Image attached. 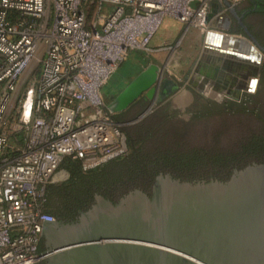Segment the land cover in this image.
<instances>
[{
  "label": "built area",
  "instance_id": "1",
  "mask_svg": "<svg viewBox=\"0 0 264 264\" xmlns=\"http://www.w3.org/2000/svg\"><path fill=\"white\" fill-rule=\"evenodd\" d=\"M194 1L0 0V264H34L64 158L91 171L128 153L103 88L132 52L154 51L167 18L204 31L208 4Z\"/></svg>",
  "mask_w": 264,
  "mask_h": 264
},
{
  "label": "water",
  "instance_id": "2",
  "mask_svg": "<svg viewBox=\"0 0 264 264\" xmlns=\"http://www.w3.org/2000/svg\"><path fill=\"white\" fill-rule=\"evenodd\" d=\"M224 3L231 7L228 0ZM208 41L209 51L214 46ZM215 46L232 58L227 62L234 67H259L249 55ZM164 72L149 64L114 95L108 109L122 111L142 92L150 95L155 85L161 99L178 91L179 81ZM196 75L219 89L217 74L196 69ZM219 77L235 79L224 73ZM49 223L56 222L44 220L34 264L42 259L44 264H264V162L235 169L226 181L192 183L161 175L150 193L135 189L117 202L98 195L78 221L56 223V231L45 232ZM42 238L47 252L40 250Z\"/></svg>",
  "mask_w": 264,
  "mask_h": 264
},
{
  "label": "flooded vegetation",
  "instance_id": "3",
  "mask_svg": "<svg viewBox=\"0 0 264 264\" xmlns=\"http://www.w3.org/2000/svg\"><path fill=\"white\" fill-rule=\"evenodd\" d=\"M249 20L248 28L256 42L251 40L260 52L259 56L261 55L260 59H254L255 62H259V67L246 68L243 73L236 71L232 75L235 79H231L227 86L219 89L212 87L210 81L198 82L200 77L198 79L197 76L194 81H188L187 87L189 90L197 89L199 92L192 93L191 102L184 106H178L179 100L184 101V96L178 95L182 93L180 82L178 91L164 99H161L160 88L157 85L150 95L148 91L142 92L138 98L115 115L117 121L125 124V131L128 130L129 134L133 135L131 136L133 141L144 140L141 152L132 156L134 149L129 147L125 159L109 164L100 171H93L91 176L82 179L75 186L67 189V186L63 185L65 181L60 183L59 185L64 186L59 190L62 194H55L49 202V209L54 212L56 223L61 225L78 221L81 214L95 204L98 195L114 202L135 189L150 193L153 184L161 175H171L173 178L192 183L213 179L223 181L233 175L235 169H238L233 168V163L231 165L225 160L226 162L222 161L219 165L218 162L214 163L211 158L207 157L205 152L218 151L219 148L229 146L226 143L230 140H227L226 136L230 138L233 135L232 123L235 118L240 119V116H224L221 122L226 126L220 128L216 124L211 130L209 129L210 122L215 123L220 119L218 116H211L210 122L208 119L205 120L206 118H193L194 115L198 117V113H204L206 110L212 111L226 102L235 101L248 106L247 113L241 114L244 125L248 128L250 125L258 126L260 132L264 131V13L252 15ZM249 71L254 74H250ZM240 78L243 79L240 80ZM204 83H210V85H204ZM214 88L225 92L224 94L227 93L228 100L219 102L209 98L208 96L215 93ZM111 100L112 97L107 103ZM203 121L206 123L201 126ZM173 133L179 134V143L174 145L172 154L167 156L168 158H162L161 155L156 154L154 145L149 140L155 137L161 139ZM192 133L197 136L192 138ZM219 133L225 137L223 141L216 144L217 140L212 137ZM261 152H263L261 158L264 159V150ZM159 157L161 158L158 159ZM56 223L47 224L45 232L56 231L57 227H60ZM48 249L47 241L45 242L42 238L40 250L47 252ZM42 260L38 264H44Z\"/></svg>",
  "mask_w": 264,
  "mask_h": 264
},
{
  "label": "crops",
  "instance_id": "4",
  "mask_svg": "<svg viewBox=\"0 0 264 264\" xmlns=\"http://www.w3.org/2000/svg\"><path fill=\"white\" fill-rule=\"evenodd\" d=\"M206 1L208 7L206 14V27L204 31L195 24L187 25L173 18H167L164 21L160 31L152 40L151 47L153 48L154 51L149 54H145L143 51L132 52L130 57L123 64H121V66L116 71V73L120 70H122L121 72L123 73L126 72L124 78L127 76L136 75L140 70H143L146 66L151 64V62L150 63L148 62L149 61L148 56L150 54L154 55V53L156 52H159L161 50H168V49L169 52H171L172 47H168L167 44L170 41H172V39H174L177 35H180V37H183L185 39L191 36L197 37L201 47V54H199L196 57L195 62H191L189 64V71L193 70V72L195 73L196 69H200L203 71L210 72L212 75L217 74L215 80L220 81V83H216L217 84L216 86L218 88H222V86H227L229 81L228 78H227L228 80L226 81L227 83L224 82V80H221L219 74L224 73L227 75H233L236 73V71L237 72L240 71V73L245 72L244 70L234 67L229 62H227L228 60L232 59L231 57L227 56V54H220L218 51L215 50L214 47H216L215 45H219L220 43L219 41H217L216 43L210 42L212 44V47L213 46L214 47L209 48L208 51L206 47V42L208 41L206 36L207 34L213 32L219 35L229 36L230 38L242 37L243 39H246L247 41L253 44L251 38L247 35V33L244 30V27L242 26L240 21L236 18V16L231 11V9L235 10V12L241 17L242 22L248 28L250 25L249 22L250 16L264 13V0H228L231 4L230 5L231 7L226 6L224 0H206ZM200 3H201L200 0H195L194 2H192V5L194 7H198ZM208 14L211 15L210 18L207 20ZM232 49L238 51L236 48H232ZM240 53L243 54L244 52H240ZM208 58L210 59L206 60ZM156 64L160 65V63H156ZM197 76L198 75H196V77ZM171 78L173 77L171 76ZM200 79H202V77H200ZM241 79L243 78H240V80ZM104 90L105 87L103 88V91Z\"/></svg>",
  "mask_w": 264,
  "mask_h": 264
},
{
  "label": "trees",
  "instance_id": "5",
  "mask_svg": "<svg viewBox=\"0 0 264 264\" xmlns=\"http://www.w3.org/2000/svg\"><path fill=\"white\" fill-rule=\"evenodd\" d=\"M247 111H248L247 105L244 106V104L240 102L230 101V102H226L220 105L218 108L212 111L206 110L204 113L195 112V113H198V117L194 115L193 119H196V118L205 119L206 118L205 120L208 119V122H210L211 116H218V118H220L221 121H222V117L225 118L224 116H227V115H231V116L239 115L240 116L241 120L238 118H235V120L232 123V125L234 124V127H233L234 131L235 130L239 131L238 135L236 134V136L233 139H230L228 136H226V139L230 140L228 143H226L229 146L219 148L218 151L213 150L211 152H205V154H207V157L211 158L214 161V163L218 162V164L221 165L222 164L221 162L226 160V161H229L231 165L233 163L234 169L235 168L243 169L247 165L252 164L253 162L254 163L264 162V159L261 158V156L263 155V152L261 151L264 150V131L260 132L258 129V126L253 127L250 125V128H248L244 125L245 122L242 120L241 114L247 113ZM248 113H251V112H248ZM226 119L228 120V118ZM225 126L226 124L223 122H220V124L218 125V127L220 128H223ZM126 134L128 137L129 147L131 149H134V151L132 152V156H134L137 152L140 153L141 145L143 143L142 141L144 140L142 139L139 141H133V138L131 137L133 135L129 134L128 130H126ZM147 137H149V135ZM223 137L225 136L219 133L216 136H213L212 139L215 138L217 140L216 144H219L221 141H223L222 140ZM149 141L152 142V144L154 145L153 148L154 150H156L157 152L156 154H159L161 155L162 158L166 159L168 158L167 156H170L172 154V149L174 145H177L179 143V134L173 133L171 134V136L165 135V137L161 139H157V137H155L153 140H149ZM125 157L126 155L120 158L114 159L112 161H109L103 166L97 169L91 170L92 172L85 171L79 161L66 157L63 159L59 167V170L63 171L66 175L62 179L63 182L64 181L66 182L63 185H66L67 189L70 187H73L82 179L88 176H91L94 173L93 171L95 172L100 171L105 166H108L109 164H112L115 162L117 163L118 161H121V159H125ZM161 157H159L158 159H160ZM223 181H226V180H223ZM59 184L52 182L46 187V201L44 204V209L47 213H50L52 215H54V212L49 209V202L51 201L52 196H55V194H58V193L62 194L61 192H59V190L60 188L64 186L62 184L61 185ZM114 202H117V201H114ZM41 247H42V242L40 244V248Z\"/></svg>",
  "mask_w": 264,
  "mask_h": 264
},
{
  "label": "rangeland",
  "instance_id": "6",
  "mask_svg": "<svg viewBox=\"0 0 264 264\" xmlns=\"http://www.w3.org/2000/svg\"><path fill=\"white\" fill-rule=\"evenodd\" d=\"M251 43V42H250ZM168 47H172V51L169 52L168 50H161L159 52L154 53V55H149V63H160L159 66L164 67V75L172 76L173 78L177 79L181 85V91L182 93H179L184 96L183 102L182 100H179L180 103H178V106H184V104H189L192 100V93H198L199 91L197 89H188V81H190L192 78H195V73L193 70L189 71V64L191 62H195L196 57L201 54V47L200 43L198 42V39L196 36H191L188 38L180 37V35H177L172 41H170L167 44ZM194 60V61H193ZM122 70L118 71L116 74H114L108 84L105 86V90L103 91L104 98L106 102L110 99V97H114L116 93L120 92L136 75L134 76H127L124 78L125 73L121 72ZM39 72V65L35 63L31 70L26 73L24 76V84L20 90H18L16 94V103H18L21 95L23 94V91L25 87L27 86L28 82L31 79H35L38 76ZM198 77H202L198 82H204V77L202 75H198ZM204 85H210V83H204ZM198 86H196L197 88ZM199 88V87H198ZM215 93H212V95L208 96L211 99L217 100L219 102L228 100V94H224L222 91H218L214 88ZM221 120L218 119L215 121V123L210 122L209 129H213L216 124H220ZM206 122L203 121V126ZM234 126V124L232 125ZM204 128V127H200ZM238 130H235L233 132V135L230 136V139H233L236 134L238 135ZM192 138L196 137L197 135L195 133H192ZM65 173L64 172H57L55 177H53V181L56 184L62 183V179L64 178Z\"/></svg>",
  "mask_w": 264,
  "mask_h": 264
},
{
  "label": "bare ground",
  "instance_id": "7",
  "mask_svg": "<svg viewBox=\"0 0 264 264\" xmlns=\"http://www.w3.org/2000/svg\"><path fill=\"white\" fill-rule=\"evenodd\" d=\"M206 38L211 43H214V42L216 43L217 41H219L220 43L219 42L218 43L222 48L231 49V50H234L232 48H236L239 52H244L247 55H249L251 58H256V60L260 59V56H261V55L259 56L260 52L254 46V44L250 43L246 39H243L242 37L240 38L232 37V39H230L229 36L219 35L217 33L211 32L207 34Z\"/></svg>",
  "mask_w": 264,
  "mask_h": 264
}]
</instances>
